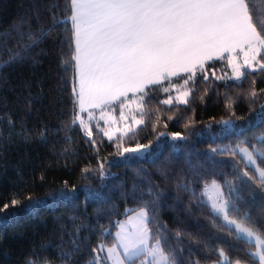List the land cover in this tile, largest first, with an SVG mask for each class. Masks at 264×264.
Wrapping results in <instances>:
<instances>
[{
  "label": "trees",
  "instance_id": "16d2710c",
  "mask_svg": "<svg viewBox=\"0 0 264 264\" xmlns=\"http://www.w3.org/2000/svg\"><path fill=\"white\" fill-rule=\"evenodd\" d=\"M65 4L66 0H0V207L9 204L8 209L0 212V264H25L30 256L47 257L52 264H63L59 253L72 249L74 240L80 250L73 255L72 264H88L90 249L100 239V226L122 221L138 210L140 193L153 185L161 193L160 219L169 229L179 228L203 239L216 233L222 238L216 242L218 246L224 247L230 256L247 259L246 245L217 232L210 222L209 209L192 202L190 193L178 188L177 182L191 181L199 196L205 180L217 179L223 184L234 179V165L240 158L212 153L210 149L235 147L241 140L255 143V138L264 133V124L248 126L252 118L249 104L239 97L253 79L257 90L264 88V74L253 73L237 87L240 82L227 79L232 75L229 54L224 59L208 61L205 67L209 79L199 85L195 94L198 97L206 88L207 95L203 102L192 100L194 113L185 111L186 106L175 101L171 107L159 104L169 93L154 91L152 108L160 109L161 123L155 131L149 125L134 138L123 140L125 147H134L137 142L149 145V153L143 157H129L127 153L117 156L115 142L119 136L109 141L94 125L93 145L82 129L69 126L73 81L72 74L61 66L62 59L69 58L72 50L68 28L58 26L23 61L8 62L20 40L16 31L20 21L27 22L22 29L25 32L29 24L34 32L41 26L47 28L53 23V14H64L61 9ZM216 76L225 79L217 80ZM175 94L173 90L171 95ZM226 95L239 99L234 111L242 119L232 117L225 107ZM113 105L119 106V102ZM155 115L153 111L152 116ZM170 115L174 119L168 120ZM189 116L194 124L186 129L184 124ZM9 117L14 126L8 124ZM229 118L235 119L236 127L225 129L221 121ZM22 126L30 133L27 139ZM41 131L44 139L39 137ZM160 131L179 132L186 139L173 140L166 135L158 141ZM101 163L105 165V178L95 172L82 173L83 168H96ZM243 166L239 164L241 169ZM65 181L75 186V193L64 188ZM236 183L240 185L238 180ZM61 190L69 192V197H61ZM89 191L98 195L90 197ZM238 192L241 212L249 211L259 218L260 202L253 204L242 187H238ZM26 195L33 197V206H28ZM13 198L21 200V204L13 207ZM116 231V227L111 228L113 234ZM105 241L111 245L112 238L105 237ZM180 246L190 248L193 258H199L201 264L217 259L187 239Z\"/></svg>",
  "mask_w": 264,
  "mask_h": 264
},
{
  "label": "snow or ice",
  "instance_id": "6c2138e0",
  "mask_svg": "<svg viewBox=\"0 0 264 264\" xmlns=\"http://www.w3.org/2000/svg\"><path fill=\"white\" fill-rule=\"evenodd\" d=\"M61 12L64 14L52 15L50 26H41L35 32L30 24L28 31H23L27 22L21 20L16 29L20 40L8 62L23 61L58 26L68 28L72 50L69 58L62 59L61 66L72 74L73 81L69 126L82 129L89 142L95 145L96 141L91 139V122L95 120L93 110L99 109L100 120L113 125L116 121L104 111L105 108H111L114 102H119L121 109L128 107L129 103L135 105L134 110L129 108L130 122L121 111L120 119L125 122L122 129H115L120 133L115 142L117 156L127 153L129 157H143L149 153V145L137 142L134 147H125L123 140L125 137L134 138L149 125L155 131L161 123L160 109L152 108L151 94L154 91L169 93L166 99L158 101L159 104L171 107L175 101L177 105H185V111L194 113L192 100L203 102L207 95L206 88L198 97L195 94L199 85L209 79L205 67L208 61L224 59V53H229L232 75L227 79L240 82L237 87L253 73L264 74V55H261L264 53V0H66ZM241 53L242 62L239 59ZM215 78L225 79L222 76ZM255 83L253 79L247 91L239 93V97L249 104L252 117L248 121L249 127L264 124V102H261L264 88L257 90ZM173 90L174 96L171 95ZM129 93L134 99H129ZM238 102V98L225 96L224 104L232 117H236L234 105ZM28 103L30 106L31 101ZM85 112L87 120L82 116ZM172 119L173 116H168V120ZM221 123L225 129L236 127L232 118ZM8 124L14 126L11 117ZM193 124L189 116L184 127L187 129ZM95 127L109 141L113 140L111 127L101 128L99 120L95 121ZM163 127L167 128V123ZM21 130L27 139L30 133L23 126ZM166 135L173 140L186 139L179 132L164 131H160L156 139L159 141ZM39 137L44 139V131ZM210 151L240 158L234 165V179L225 180L223 184L217 179L205 180L199 196L191 181H178L177 187L190 193L192 202L209 209L210 222L217 232L246 245L247 259L230 256L224 247L218 246L216 242L222 238L216 233L203 239L199 234L179 228L169 229L160 219L161 193L153 185L140 193L141 206L135 215H128L126 221L110 222L107 227L100 226V239L90 249L88 264H201L199 258H193L190 248L180 246L185 239L215 255L217 259L211 264H249V261L264 264V133L255 138V143L241 140L235 147L211 148ZM240 163L244 165L242 169ZM104 169L105 165L101 163L96 168H83L82 173L95 172L103 179L106 176ZM161 175L167 178L166 173ZM238 187L247 190L253 204L260 202L259 218L249 211L241 212ZM64 188L71 193L76 191L75 186H69L67 181ZM59 195L68 198L69 192L61 190ZM88 195L92 197L98 193L89 191ZM145 196L148 199H144ZM24 199L29 202V207L33 206L31 195ZM19 204L21 200L11 199L13 207ZM8 208L9 204L5 203L0 212ZM132 211L127 210L128 213ZM112 227L118 229L114 234ZM109 236L111 246L105 241ZM223 242L228 244L226 238ZM73 245L72 249L59 253L63 264H72L73 255L80 250L75 240ZM25 264H52V261L47 257L30 256Z\"/></svg>",
  "mask_w": 264,
  "mask_h": 264
},
{
  "label": "rangeland",
  "instance_id": "374dc122",
  "mask_svg": "<svg viewBox=\"0 0 264 264\" xmlns=\"http://www.w3.org/2000/svg\"><path fill=\"white\" fill-rule=\"evenodd\" d=\"M240 61L242 62L241 59H240ZM132 99H134V98H132ZM132 99H131V100H132ZM129 108H131V109L134 110V109H135V105L129 103L128 107H126V108H124V109H121L119 106H114V105H113V106H111V108H105V109H104V111H105L106 113H110L111 117H112L113 119H115L116 123L113 124V125H109V124L105 123L104 120H100V110H99V109H97V111L93 110V111H94L95 120H93V121L91 122V124H92V128H93V126L95 125V121H96V120H99V124H100V127H101V128H104V129H108L109 127L112 128V130H113V132H114L113 138H116V137L120 136V133H119V132H116L115 129H117V128H121V129H122L123 124H124V122H125V121H122V120L120 119L121 111H123L124 115H125L126 117L129 118V122L131 121V117H130V115H129ZM82 116L84 117L85 120H87V115H85L84 113H82ZM138 118H139V117H138ZM210 264H211V263H210Z\"/></svg>",
  "mask_w": 264,
  "mask_h": 264
},
{
  "label": "crops",
  "instance_id": "0c3cea01",
  "mask_svg": "<svg viewBox=\"0 0 264 264\" xmlns=\"http://www.w3.org/2000/svg\"><path fill=\"white\" fill-rule=\"evenodd\" d=\"M226 54H229V53H224V55H226ZM259 58V57H258ZM239 59H241V60H243V54L241 53L240 54V56H239ZM129 94H131V93H129ZM130 215H135V212H133L132 214H130ZM127 218L128 217H126L125 219H123L122 221H126L127 220ZM118 230V229H117ZM109 246H111V245H109Z\"/></svg>",
  "mask_w": 264,
  "mask_h": 264
}]
</instances>
